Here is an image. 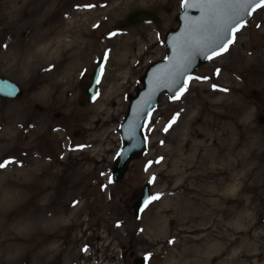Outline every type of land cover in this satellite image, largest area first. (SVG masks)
Returning <instances> with one entry per match:
<instances>
[{
  "label": "rangeland",
  "instance_id": "374dc122",
  "mask_svg": "<svg viewBox=\"0 0 264 264\" xmlns=\"http://www.w3.org/2000/svg\"><path fill=\"white\" fill-rule=\"evenodd\" d=\"M137 7L159 22L114 27ZM179 8L180 0H0V73L23 88L0 97V162H9L0 168V264H133L137 254L145 264H264V122L255 117L264 110V5L182 92L159 94L142 153L119 180L107 178L128 97L163 56ZM100 56L95 93L79 105L78 83ZM145 180L150 200L133 217Z\"/></svg>",
  "mask_w": 264,
  "mask_h": 264
},
{
  "label": "water",
  "instance_id": "95a60500",
  "mask_svg": "<svg viewBox=\"0 0 264 264\" xmlns=\"http://www.w3.org/2000/svg\"><path fill=\"white\" fill-rule=\"evenodd\" d=\"M258 0H248L247 4L237 0H222L220 3H206L203 0H180L176 25L168 28L163 35L165 52L161 58L149 62L141 75V86L128 97L125 112L118 123L120 146L110 162L108 180H119L130 159L140 155L146 144L142 128L161 92L175 97L199 64L216 54L228 44L232 33L243 24L250 12L259 6ZM159 15L154 9L137 7L127 11L115 20L114 27L122 28L143 21L158 23ZM102 58L94 60L86 79L79 81L77 104L83 105L92 98L101 72ZM23 92L22 86L12 78L0 73V97L16 99ZM33 107L41 109L37 102ZM59 112H53L58 116ZM258 122H264V110L255 115ZM76 134V131L73 133ZM149 184L145 180L138 186V193L130 206L132 216H139L149 202ZM133 250L129 245L128 254ZM142 254L132 256L133 264H145Z\"/></svg>",
  "mask_w": 264,
  "mask_h": 264
},
{
  "label": "snow or ice",
  "instance_id": "6c2138e0",
  "mask_svg": "<svg viewBox=\"0 0 264 264\" xmlns=\"http://www.w3.org/2000/svg\"><path fill=\"white\" fill-rule=\"evenodd\" d=\"M203 2H206V3H220V2H222V0H203ZM237 2L246 5L248 0H237ZM258 3L264 5V0H258ZM231 42L232 41H228V43H231ZM221 51H227V47L221 46V48L216 52V54L217 55L220 54ZM165 131H167V128L165 129ZM6 163H9V162L8 161L0 162V168L5 167ZM153 179H155V177H153ZM149 182L151 183V180ZM156 198H158V197H151V199H156Z\"/></svg>",
  "mask_w": 264,
  "mask_h": 264
},
{
  "label": "bare ground",
  "instance_id": "6f19581e",
  "mask_svg": "<svg viewBox=\"0 0 264 264\" xmlns=\"http://www.w3.org/2000/svg\"><path fill=\"white\" fill-rule=\"evenodd\" d=\"M58 46H60L61 47V45H58ZM45 47L46 46H42L41 48L42 49H45ZM59 47V48H60ZM65 49H66V47H65ZM41 50V49H40ZM81 50V49H80ZM78 51L77 53H76V55L78 56V55H80V54H82V50L81 51ZM56 51V50H55ZM55 51H53V52H55ZM80 66V63L78 62V58L76 59V60H74V61H72L71 62V67L68 69L69 70V73H67L69 76L70 75H72V72H74V69H76V68H78ZM219 153V152H218ZM217 153V154H218ZM224 156H225V154H224ZM217 157V159H219L220 158V154L219 155H217L216 156ZM228 157V156H227ZM192 176V175H191ZM233 186V184H231V185H228V187H227V189H226V191H228L231 187ZM214 188L215 187H213V188H211L212 189V192H213V190H214ZM186 199H190V197H187ZM199 211V210H198ZM197 214H196V212L194 211V215L193 216H196ZM197 247V246H196ZM197 250V249H196ZM172 252V251H171ZM198 253V252H197ZM199 255V254H198ZM194 263H196V262H194Z\"/></svg>",
  "mask_w": 264,
  "mask_h": 264
}]
</instances>
